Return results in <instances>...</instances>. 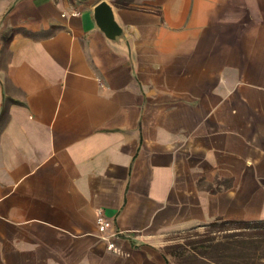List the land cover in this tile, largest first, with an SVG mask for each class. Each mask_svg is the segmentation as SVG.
<instances>
[{"label":"crops","instance_id":"1","mask_svg":"<svg viewBox=\"0 0 264 264\" xmlns=\"http://www.w3.org/2000/svg\"><path fill=\"white\" fill-rule=\"evenodd\" d=\"M98 1L0 0V264H175L174 232L264 221V0H110L134 63Z\"/></svg>","mask_w":264,"mask_h":264},{"label":"rangeland","instance_id":"2","mask_svg":"<svg viewBox=\"0 0 264 264\" xmlns=\"http://www.w3.org/2000/svg\"><path fill=\"white\" fill-rule=\"evenodd\" d=\"M114 1L127 2L131 0ZM239 232L243 234H238ZM207 235L215 237L220 242L235 241L230 245L235 250L238 248L236 240L244 239V237L259 239L261 242L256 247L258 248L256 255L260 256L259 263L264 264V221H260L256 227L239 228L235 223L221 224L218 220L199 227L174 232L165 245V251L175 264H180L182 260H185V264H194L200 258L193 252L188 242L205 238Z\"/></svg>","mask_w":264,"mask_h":264},{"label":"trees","instance_id":"3","mask_svg":"<svg viewBox=\"0 0 264 264\" xmlns=\"http://www.w3.org/2000/svg\"><path fill=\"white\" fill-rule=\"evenodd\" d=\"M115 4L128 5L129 2L114 1ZM221 224L235 223L239 228L256 227L260 221H249L244 219L238 220H219ZM243 234V233H238ZM237 250L230 247L234 242H220L215 237L207 235L205 238L192 240L188 245L193 249V252L199 256L194 264H261L259 263L260 256L256 255V250L261 242L259 239L245 238L236 240ZM240 254V255H239ZM180 264H185L182 260ZM189 264V263H186Z\"/></svg>","mask_w":264,"mask_h":264},{"label":"water","instance_id":"4","mask_svg":"<svg viewBox=\"0 0 264 264\" xmlns=\"http://www.w3.org/2000/svg\"><path fill=\"white\" fill-rule=\"evenodd\" d=\"M93 17L107 42L134 63L133 41L122 25L115 5L110 0H99L93 7Z\"/></svg>","mask_w":264,"mask_h":264},{"label":"built area","instance_id":"5","mask_svg":"<svg viewBox=\"0 0 264 264\" xmlns=\"http://www.w3.org/2000/svg\"><path fill=\"white\" fill-rule=\"evenodd\" d=\"M97 222V226H98V230L101 233V235H111V236H115L120 234L122 231L120 230H113L112 232L108 233L109 227H110V222L108 220H106L105 218H103L102 216H99L96 220ZM108 248H114V243L113 242H109L108 243Z\"/></svg>","mask_w":264,"mask_h":264}]
</instances>
